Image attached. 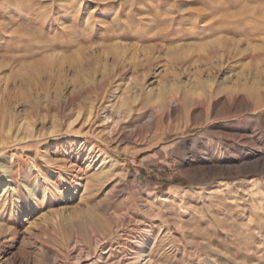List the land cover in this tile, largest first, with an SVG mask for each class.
I'll return each instance as SVG.
<instances>
[{
    "label": "rangeland",
    "instance_id": "rangeland-1",
    "mask_svg": "<svg viewBox=\"0 0 264 264\" xmlns=\"http://www.w3.org/2000/svg\"><path fill=\"white\" fill-rule=\"evenodd\" d=\"M10 111L0 264H264V0H0Z\"/></svg>",
    "mask_w": 264,
    "mask_h": 264
},
{
    "label": "bare ground",
    "instance_id": "bare-ground-1",
    "mask_svg": "<svg viewBox=\"0 0 264 264\" xmlns=\"http://www.w3.org/2000/svg\"><path fill=\"white\" fill-rule=\"evenodd\" d=\"M134 46H135V44H134ZM152 46L155 48H162L163 47L160 44H154ZM232 49H233V47L231 49H224V51L222 52V55L223 56H229V58L236 57L238 52H237V50H232ZM145 58L149 59V61L151 60L150 55H147V57H145ZM139 63H141V60ZM142 64H144V63H141L140 65H142ZM132 65H134V64H132ZM138 66H139V64H138ZM135 67H136V65H135ZM236 80H238V78H236ZM245 80L248 81L247 78H245ZM239 86H240L239 84L235 83V85L232 87L234 89H236ZM88 91H90V90L88 89ZM247 91L251 92V90L248 88H247ZM90 92H89V94H90ZM81 96H77L76 99L77 100L80 99ZM112 97H113L112 99H105L100 104V106L104 109L105 115H104L103 121L100 123L101 127H97V128L99 129L98 130L99 133L102 135L109 133L107 128L111 125V122L113 124L118 123L120 121L121 117L124 116V114L127 115L126 114L127 112L132 114L135 111V105L139 102V99H140L139 95H130V93L128 91L127 92L116 91V92H114ZM96 108H98V107H96V103L92 102L90 104V107L87 110V119L85 120L87 124H91L93 117L95 115ZM13 115H14V113L12 111H10L9 119H10V117H11V119L7 120V124L2 128V131L0 134V153L4 152L6 150L7 143L9 142V140L11 138H14L17 142L21 141V142L29 144V143H32L34 141L35 137L37 138L39 136V134H37V131L34 128L33 122H31V121H27V122L19 121L17 123L16 127L14 128V124L16 122H14V120H13ZM75 120H77V118ZM74 122L75 121H72L70 123V125L73 124ZM162 135L163 136H161V139L162 138L164 139L166 133H163ZM25 145H27V144H25ZM34 157H35V155H34ZM12 158H14V155ZM19 165H23V164L19 163ZM2 167H3L5 173L7 171H11V166H9L7 164L3 165ZM11 204H12V202H11ZM8 223L9 224H7V225L6 224H0V247L5 246V248H13L16 237L18 236L17 235L18 230H17V227L12 226L11 221H8ZM146 257L148 258V255H146ZM143 261L144 262L141 264H153L151 261L146 260V258Z\"/></svg>",
    "mask_w": 264,
    "mask_h": 264
},
{
    "label": "trees",
    "instance_id": "trees-1",
    "mask_svg": "<svg viewBox=\"0 0 264 264\" xmlns=\"http://www.w3.org/2000/svg\"><path fill=\"white\" fill-rule=\"evenodd\" d=\"M176 181H177V182H178V181H181V182H183V183L185 182L184 180H181V179H180V180L177 179Z\"/></svg>",
    "mask_w": 264,
    "mask_h": 264
}]
</instances>
